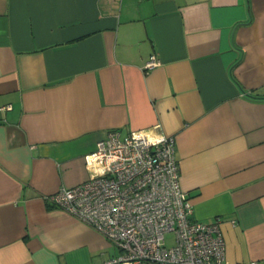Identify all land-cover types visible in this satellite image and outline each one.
Listing matches in <instances>:
<instances>
[{
	"label": "crops",
	"instance_id": "crops-1",
	"mask_svg": "<svg viewBox=\"0 0 264 264\" xmlns=\"http://www.w3.org/2000/svg\"><path fill=\"white\" fill-rule=\"evenodd\" d=\"M4 105L0 264L116 258L46 199L90 176L108 131L155 125L191 217L219 219L229 264H264V0H0Z\"/></svg>",
	"mask_w": 264,
	"mask_h": 264
},
{
	"label": "built area",
	"instance_id": "built-area-1",
	"mask_svg": "<svg viewBox=\"0 0 264 264\" xmlns=\"http://www.w3.org/2000/svg\"><path fill=\"white\" fill-rule=\"evenodd\" d=\"M159 64L152 55L144 68ZM153 129L123 136L108 131L87 155L90 176L59 187L47 196L48 204L118 246L119 255L104 264H229L219 219L191 217L192 204L179 182L175 138L159 125ZM166 233L174 234L173 244L167 245Z\"/></svg>",
	"mask_w": 264,
	"mask_h": 264
},
{
	"label": "rangeland",
	"instance_id": "rangeland-1",
	"mask_svg": "<svg viewBox=\"0 0 264 264\" xmlns=\"http://www.w3.org/2000/svg\"><path fill=\"white\" fill-rule=\"evenodd\" d=\"M165 237H166L167 245L173 244V241H174V234L173 233H166Z\"/></svg>",
	"mask_w": 264,
	"mask_h": 264
}]
</instances>
